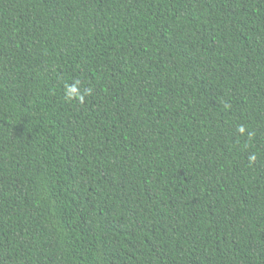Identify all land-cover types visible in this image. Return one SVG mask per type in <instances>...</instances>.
Wrapping results in <instances>:
<instances>
[{
  "label": "trees",
  "instance_id": "1",
  "mask_svg": "<svg viewBox=\"0 0 264 264\" xmlns=\"http://www.w3.org/2000/svg\"><path fill=\"white\" fill-rule=\"evenodd\" d=\"M0 264H264V0H0Z\"/></svg>",
  "mask_w": 264,
  "mask_h": 264
}]
</instances>
